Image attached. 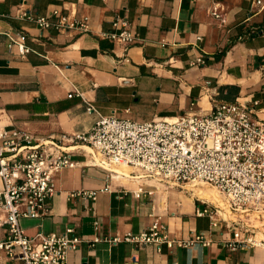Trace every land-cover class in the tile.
I'll return each mask as SVG.
<instances>
[{
	"label": "crops",
	"instance_id": "1",
	"mask_svg": "<svg viewBox=\"0 0 264 264\" xmlns=\"http://www.w3.org/2000/svg\"><path fill=\"white\" fill-rule=\"evenodd\" d=\"M18 9L87 15L88 30L40 27ZM117 20L133 42L109 36L123 30ZM4 32H23L29 52L9 47ZM73 89L83 97H68ZM87 102L103 116L135 121L205 115L239 102L264 120V0H0V125L61 138L72 162L53 176L47 213L20 218L24 232L71 229L80 242L65 264H264V248L228 244L229 221L196 212L209 204L193 189L140 177L133 167L128 174L103 169L87 144L67 139L94 124ZM83 191L95 198L75 194ZM155 219L171 246L122 240L148 232ZM198 234L201 241L181 244ZM113 237L121 240L107 241ZM0 264L20 263L0 250Z\"/></svg>",
	"mask_w": 264,
	"mask_h": 264
},
{
	"label": "built area",
	"instance_id": "2",
	"mask_svg": "<svg viewBox=\"0 0 264 264\" xmlns=\"http://www.w3.org/2000/svg\"><path fill=\"white\" fill-rule=\"evenodd\" d=\"M213 12L218 16L215 9ZM17 14L40 27L88 30L87 15L77 17L59 9H52L48 16H32L20 9ZM118 22L123 30L109 36L123 45L133 42L125 21L117 20L115 24ZM4 34L9 47L29 52L23 32ZM73 94L83 97L76 89L68 97ZM86 111L96 115L92 127L87 132H74L67 139L87 144L91 154L99 156L96 165L106 170L112 165H129L140 177H153L181 188L202 183L213 186L225 197L227 209L197 197L209 208L196 212L229 221L233 227L229 245L264 248V229L254 225L251 218L253 215L264 221V120L251 107L222 102L205 115L181 113L149 121L103 116L89 102ZM61 140L0 125V225H5L0 250L20 264H65L68 251L80 242L79 237L67 234L71 229L60 234L38 231L30 236L19 223L22 217L39 218L47 213V200L56 191L54 174L64 166H72ZM75 194L95 198L94 191ZM202 238L198 234L181 244L186 246ZM98 240L100 237L94 242ZM119 240L107 238L110 242ZM122 240L136 244L165 242L168 246L174 243L158 219L148 232L127 233Z\"/></svg>",
	"mask_w": 264,
	"mask_h": 264
},
{
	"label": "bare ground",
	"instance_id": "3",
	"mask_svg": "<svg viewBox=\"0 0 264 264\" xmlns=\"http://www.w3.org/2000/svg\"><path fill=\"white\" fill-rule=\"evenodd\" d=\"M90 149V148H89ZM93 156H95V159H98V155L97 154H92ZM129 166V165H127ZM131 167V166H129ZM132 168V167H131ZM130 168V169H131ZM115 171L117 172H122L125 174H128L129 171H124V170H120L119 168L115 167L113 168ZM133 169V168H132ZM204 186H195L193 187V191L195 193H197L199 196L205 198L208 201H211L215 204H217L220 207H224L226 208L225 202H224V196L223 194H221L216 188H214L213 186H210L208 184L203 183ZM255 222V221H254ZM257 222V221H256Z\"/></svg>",
	"mask_w": 264,
	"mask_h": 264
},
{
	"label": "rangeland",
	"instance_id": "4",
	"mask_svg": "<svg viewBox=\"0 0 264 264\" xmlns=\"http://www.w3.org/2000/svg\"><path fill=\"white\" fill-rule=\"evenodd\" d=\"M112 168H119L120 170H124V171H129L131 167L125 165V164H117V165H112L111 166ZM195 186H204L203 183L202 184H197ZM195 186H190V185H187L186 188L189 189V190H192L193 187ZM192 192V191H191ZM224 202H225V197H224ZM226 205V204H225ZM227 209V207L225 208ZM234 217V216H232ZM251 218H252V223L254 225H262L261 227H259V229H264V221H261L259 219H257L256 217H254L253 215H251ZM255 221V222H254ZM257 221V222H256Z\"/></svg>",
	"mask_w": 264,
	"mask_h": 264
}]
</instances>
